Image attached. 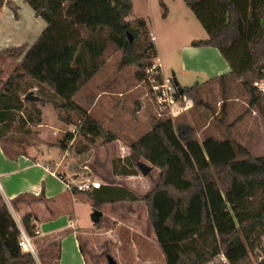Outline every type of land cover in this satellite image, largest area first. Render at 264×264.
<instances>
[{
    "label": "trees",
    "instance_id": "trees-1",
    "mask_svg": "<svg viewBox=\"0 0 264 264\" xmlns=\"http://www.w3.org/2000/svg\"><path fill=\"white\" fill-rule=\"evenodd\" d=\"M184 1L209 34L192 45L216 46L231 67L229 73L210 81L239 78L250 105L264 114V91L255 86L264 79V0ZM5 2L13 6L10 0H0V6ZM24 2L47 26L31 46L3 50L17 65L0 87V141L15 129L26 128L28 133L32 125L40 124L41 108L28 105L47 102L66 124H73L72 114H77L79 131L91 141L97 137L105 142L116 140L75 96L101 70L109 42L123 51L124 63H137L143 70L153 65L157 48L147 20H127L133 12L132 0ZM167 11L163 5V17ZM36 86L39 91L48 88L56 98L35 94ZM197 86L183 87L184 95L194 102ZM29 92L37 96L35 100H26ZM74 138V132H67L59 147L66 150ZM129 147L157 167L160 175L144 196L122 187L119 190L129 195H119L115 201L146 202L167 264H208L219 254L230 264H252L250 254L264 250V156H251L230 137L208 136L200 142L171 118L157 120ZM121 173L137 174L131 169ZM102 203L95 199V207ZM34 218L33 214L23 217L30 236L35 235ZM101 223L102 216L96 221L100 227ZM20 237L21 230L0 191V264H37L34 255L23 250ZM258 264H264V259Z\"/></svg>",
    "mask_w": 264,
    "mask_h": 264
},
{
    "label": "rangeland",
    "instance_id": "rangeland-1",
    "mask_svg": "<svg viewBox=\"0 0 264 264\" xmlns=\"http://www.w3.org/2000/svg\"><path fill=\"white\" fill-rule=\"evenodd\" d=\"M144 1L146 0H135V12L130 18L139 14L145 17L149 15L158 23L157 19L161 18L163 5H165L163 2L158 4V1L163 0H152L150 9ZM167 1L174 2L177 7L182 3V6L186 7V11L194 17L200 29H205L192 10L186 6L184 0ZM193 32L189 27H182V34L176 33L174 43L182 44L183 34H193ZM123 55L121 49L109 42L104 55L105 63L101 70L80 89L75 97V100L86 108L107 131L117 136L116 140L105 142L104 138L97 137L91 141L89 135L79 131L81 121L77 114H72L73 124H66L59 120L53 104L47 102L44 106L38 103L28 105L30 109L41 108L42 122L32 125L31 131L28 133L25 132L26 128L11 131L8 138L3 140L5 144L13 152H26L31 148H36L38 152H41L42 149L59 148L62 157L65 153L59 147V140L67 132L72 131L75 133V138L68 145V156L78 161L74 162L73 166L76 167L75 178L85 180V178L95 179L98 177V180L104 183L129 188L133 194L139 197L154 188L160 171L153 166L149 175H143L137 167V163L142 161L148 165L152 164L132 152L126 154L124 146H129L133 140L144 135L159 119H173L177 126H183V129L188 130V133L200 142H203L208 136L219 139L230 137L245 146L251 156H264V114L259 107L250 105V97L239 78L228 76L224 80L209 81L197 86L194 91L196 102L187 95L178 96L176 115L173 116L169 109L162 111L159 108L150 81L151 74L148 71L152 66L143 70L137 63L126 64L123 62ZM182 60L179 57L164 56V72L162 70L161 72L165 77L178 81L182 87L194 86L198 79H195L192 73L181 72ZM155 63H157L156 58L153 59V64ZM16 65L17 62L14 59H11L6 53L0 52L1 79L10 75ZM175 73L176 75H174ZM5 81L0 80V87ZM44 89L46 91L44 93L40 92L41 90L39 91L38 88L33 92L46 99L56 98L48 88L44 87ZM45 106L46 121L44 122L43 107ZM54 111L59 122L55 120ZM57 159L60 158L56 155L52 156V161ZM126 169H131L137 174L121 173ZM110 192L115 195L125 194L124 190L117 192L112 188ZM126 201L119 208L117 207L121 213L117 215V219L111 216L110 211L103 213L101 227L94 224L92 207L87 203L78 204L81 217L79 225L94 227L88 231L83 240L89 264H108V254L113 255L117 260L114 249L118 244L120 232L126 238L124 243L127 245L130 242L128 239H131L130 231L139 233L141 228L144 231L151 228L146 202ZM132 202L135 203L134 206L129 205ZM99 209L103 210L102 207ZM130 210H133L134 213H131ZM262 244L264 245V239ZM262 259H264V250L257 249L250 254L249 261L252 264H258ZM211 262H213L212 264H230L228 260L223 259L221 254ZM64 264L85 263L80 254H77L71 247L67 250Z\"/></svg>",
    "mask_w": 264,
    "mask_h": 264
},
{
    "label": "crops",
    "instance_id": "crops-1",
    "mask_svg": "<svg viewBox=\"0 0 264 264\" xmlns=\"http://www.w3.org/2000/svg\"><path fill=\"white\" fill-rule=\"evenodd\" d=\"M10 1L13 6L6 2L0 6V52L11 46L19 47L23 44L31 46L47 26L46 21L37 16L24 0ZM132 1L133 12L127 20L132 21L141 17L147 20L157 48L156 62L160 64L162 72H164V56L182 58L181 72L192 73L195 79H198L196 84L200 86L231 71L229 63L219 48L192 45L193 40L207 39L209 34L205 29H200L194 17L186 11L182 3L177 7L171 1H158V4L163 2L168 11L166 17H163L161 13V18H158L156 23L149 15L145 17L139 14L130 18L136 7L135 0ZM144 2L150 9L152 0ZM182 27H189L194 32L183 34L182 44L174 43L176 33L182 34ZM6 76L0 80H7L9 75ZM35 88L38 86L33 90ZM41 92L46 91L42 88ZM45 108L46 106L43 107L44 122L46 121ZM55 120L58 121L56 117ZM124 147L126 154L132 152L129 146ZM63 151L65 154L62 157L59 148L42 149L41 152H38L36 148L26 152H13L4 141H0V191L20 230L24 228L23 217L27 214L34 215L35 235L31 238L35 250L33 255L37 264H64L67 250L71 247L80 254L85 264H89L83 240L88 231L94 227L79 225L81 217L78 204L87 203L94 211L99 209L95 207V199L99 203L106 201L101 204L103 210L99 209L102 216L106 211H110L111 216L116 218L118 214H121L117 207L127 202L126 200L115 201L119 195L110 192L111 188L118 192L122 186L104 183L99 181L98 177L85 178V180L75 178L76 167L73 166L74 162L78 161L68 156V148ZM53 155L60 159L52 161ZM82 182L99 183V186L88 191H79L75 185ZM68 184H71L72 188H69ZM134 204V202L129 203L130 206ZM130 211L134 213L133 210ZM94 224H96L95 221ZM130 232L131 239H128L130 242L127 245L124 243L126 238L121 232L118 237V244L114 249L118 264H167L152 225L146 231L141 228L139 233Z\"/></svg>",
    "mask_w": 264,
    "mask_h": 264
},
{
    "label": "built area",
    "instance_id": "built-area-1",
    "mask_svg": "<svg viewBox=\"0 0 264 264\" xmlns=\"http://www.w3.org/2000/svg\"><path fill=\"white\" fill-rule=\"evenodd\" d=\"M160 68V64L155 63L148 70L151 74L150 81L152 83V89L154 91L159 108L162 111L169 109L170 113L175 116L176 107L178 104L177 98L179 96L178 89L175 84V80L173 78L165 77L164 74H162ZM255 86L259 90L264 91V79L255 82ZM34 90H37V88ZM67 186L72 188L71 184H68ZM75 186L79 191H88L93 187H98L99 183L82 182L77 183ZM20 245L22 246L23 250L35 254L32 238L24 228L21 229ZM223 259L225 261L228 260L225 255H223Z\"/></svg>",
    "mask_w": 264,
    "mask_h": 264
},
{
    "label": "water",
    "instance_id": "water-1",
    "mask_svg": "<svg viewBox=\"0 0 264 264\" xmlns=\"http://www.w3.org/2000/svg\"><path fill=\"white\" fill-rule=\"evenodd\" d=\"M130 39L132 40L131 35H130ZM175 84H176L177 89H178V95L182 96L184 94L183 87L179 84L178 81H175ZM36 97L37 96H35L32 92H29L25 98H26V100H35ZM137 165H138V168L140 169V171L143 173V175H149V173L153 170L152 165H148L147 163L142 162V161H139ZM101 216H102L101 210L94 209V211L92 213L93 220L95 222L99 221L101 219ZM107 258H108V264H118L116 259L111 254H108Z\"/></svg>",
    "mask_w": 264,
    "mask_h": 264
}]
</instances>
